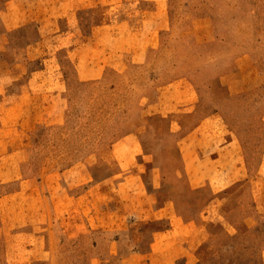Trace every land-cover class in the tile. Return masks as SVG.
Returning a JSON list of instances; mask_svg holds the SVG:
<instances>
[{
	"label": "rangeland",
	"instance_id": "obj_1",
	"mask_svg": "<svg viewBox=\"0 0 264 264\" xmlns=\"http://www.w3.org/2000/svg\"><path fill=\"white\" fill-rule=\"evenodd\" d=\"M100 9L83 13L82 35L89 46L72 56L67 47L56 46L60 81H55L53 67L27 84L16 103L0 105V231H86L88 225L79 226L69 207L78 200L83 218L86 206L99 213L107 209L120 179L119 153L113 148H126L129 132L138 133L143 150L152 152L139 156L136 166L144 170V194L162 191L163 196L191 199L208 193L209 188L186 187L185 173L177 170L184 166L177 143L183 130L213 110L216 79L233 70L244 69L246 87L223 112L241 140L249 169L255 170L261 160L264 0H140L141 13L133 6L120 7L117 16L125 22L105 27L95 25ZM14 34L27 41L37 36L32 26ZM42 47L30 70L43 65ZM55 85L62 90L54 92ZM170 85L189 88L196 102L191 113L169 114L174 129L166 134L158 117L167 115L152 112ZM184 95L188 98L189 91ZM120 170L125 180L130 171L122 164ZM155 182L162 188H154ZM242 202L238 214L251 213L249 190ZM105 231L94 228L84 241L108 240ZM79 243L65 235L66 264L77 259L85 264L70 251ZM221 253L216 264H236L231 263L236 250Z\"/></svg>",
	"mask_w": 264,
	"mask_h": 264
},
{
	"label": "crops",
	"instance_id": "obj_2",
	"mask_svg": "<svg viewBox=\"0 0 264 264\" xmlns=\"http://www.w3.org/2000/svg\"><path fill=\"white\" fill-rule=\"evenodd\" d=\"M139 3L140 0H0V105L16 103L27 84L50 73L57 58L56 46L67 47L70 56L77 55L84 45L89 46L90 41L82 35L87 20L83 13L100 7L95 25L111 26L126 20L117 16L120 7L133 6L136 13ZM29 26L35 29L36 38L18 39L14 33ZM41 47L45 61L40 68L30 70V61L40 57ZM86 55L89 59L88 52ZM56 68L55 81H60ZM243 70L217 77L213 110L183 130L177 143V154L184 163L177 170L185 173L186 187L209 188L208 193L191 199L163 196L162 191L144 194V170L136 166L139 156L152 152L143 150L138 133L129 132L124 139L127 147L119 144L113 150L119 153L120 169L122 164L130 173L121 180L119 169L117 196L107 201V209L99 213L86 206L83 218L78 200L69 207L70 216L79 226L84 222L88 225L86 231H0V239L4 240L0 244L4 251L0 264H66L65 235L79 238L80 243L70 251L83 258L85 264H216L217 255L224 250L237 251L231 263L264 264V149L259 164L251 171L241 140L223 112V106L246 87ZM61 90L58 85L53 87L54 92ZM165 91L169 94L152 113L167 115L158 118L165 123V133L170 134L174 118L169 114L181 110L191 113L196 101L189 88L170 85ZM187 91L188 98L184 95ZM180 124L184 128V123ZM154 188H162L161 183L155 182ZM247 190L251 193L252 212L240 216L238 210ZM111 203L116 206L111 207ZM98 227L107 230L111 238L95 237L86 243L84 239ZM71 264L84 263L77 259Z\"/></svg>",
	"mask_w": 264,
	"mask_h": 264
}]
</instances>
